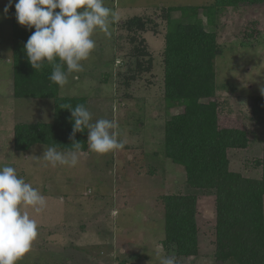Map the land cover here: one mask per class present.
<instances>
[{"label": "rangeland", "instance_id": "obj_1", "mask_svg": "<svg viewBox=\"0 0 264 264\" xmlns=\"http://www.w3.org/2000/svg\"><path fill=\"white\" fill-rule=\"evenodd\" d=\"M213 0H104L120 16L110 25L111 37L97 30L96 48L82 61L83 71L72 73L59 95L84 96L93 121L116 120L122 150L97 154L88 147L74 167L43 159L47 145L27 151L13 147V127L19 122L52 120V99L13 96L10 9L17 0H0V167L12 166L17 175L38 189L46 206L29 212L39 235L17 264H159L157 251L164 237L162 194L184 193L197 197L198 252L177 256V264H218L215 252L214 195L190 188L182 169L164 155V123L181 106L168 108L163 96V50L168 6H197L196 17L171 13L176 21H198L214 31L222 53L215 58V99L220 127L244 129L245 149L228 150L231 170L259 178L255 160L262 156L264 140V5H242L216 10L213 24L203 6ZM8 6L7 12L4 11ZM140 16L149 20L138 35L149 51L152 66L136 73L137 58L129 41L133 32L124 22ZM143 64H146L144 60ZM139 60V59H138ZM60 152H67L56 149ZM226 264H231L227 262Z\"/></svg>", "mask_w": 264, "mask_h": 264}, {"label": "trees", "instance_id": "obj_2", "mask_svg": "<svg viewBox=\"0 0 264 264\" xmlns=\"http://www.w3.org/2000/svg\"><path fill=\"white\" fill-rule=\"evenodd\" d=\"M242 5H264V0H213L203 6L207 22L212 25L217 9ZM197 6H168L162 17L167 23L163 50V96L168 108L181 106L164 123V155L178 165L188 187L211 192L215 205V252L218 264H264V140L262 156L255 160L261 168L259 178L247 177L229 167L228 150L245 149L248 136L244 129L220 127L219 104L215 99V58L222 53L214 31L206 30L198 21L171 19L173 11L183 17H196ZM54 11H59L56 9ZM11 63L13 96L17 99H52L50 122H19L13 127V147L27 151L34 144L53 146L68 151L72 148L74 120L70 109L62 104H78L88 108L84 96L59 95L60 86L50 80L52 68L31 67L24 45L35 31L16 20L15 4L10 9ZM149 20L132 16L124 22L132 31L129 41L140 44L133 49L137 58L135 74L151 69L152 59L138 35L146 30ZM138 33V34H137ZM146 58L145 63L140 60ZM139 59V60H138ZM66 70V66H65ZM88 132H76L74 139L88 147ZM164 250L177 256H195L198 252L197 197L195 194H162Z\"/></svg>", "mask_w": 264, "mask_h": 264}, {"label": "clouds", "instance_id": "obj_3", "mask_svg": "<svg viewBox=\"0 0 264 264\" xmlns=\"http://www.w3.org/2000/svg\"><path fill=\"white\" fill-rule=\"evenodd\" d=\"M7 10L6 5L4 11ZM15 11L20 25L35 29L24 45L31 67L40 70L45 63L50 65V80L60 87L68 83L70 74L84 70L81 62L96 48L93 34L99 30L110 38V25L120 20L116 12L105 6L104 0H17ZM261 92L264 93V88ZM59 107L71 110L74 124L69 139L73 142L67 152L57 151L53 146L44 151L43 159L51 166L74 167L80 156L86 155L81 142L74 139L78 131L87 129L88 149L100 155L122 150L127 143L118 139L116 120L100 118L92 122V113L83 104L72 108L66 103ZM45 206L44 196L19 177L14 167H0V264H17L32 251L39 231L37 221L26 209L39 214ZM156 255L159 264H177L175 255L164 254L163 248Z\"/></svg>", "mask_w": 264, "mask_h": 264}]
</instances>
